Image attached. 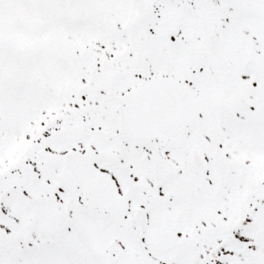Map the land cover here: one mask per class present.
<instances>
[{
	"label": "snow or ice",
	"instance_id": "6c2138e0",
	"mask_svg": "<svg viewBox=\"0 0 264 264\" xmlns=\"http://www.w3.org/2000/svg\"><path fill=\"white\" fill-rule=\"evenodd\" d=\"M0 264H264V0H0Z\"/></svg>",
	"mask_w": 264,
	"mask_h": 264
}]
</instances>
